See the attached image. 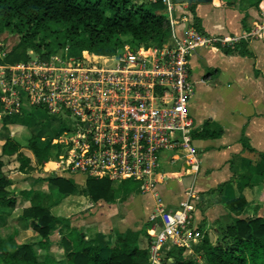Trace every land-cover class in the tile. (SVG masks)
Listing matches in <instances>:
<instances>
[{"label":"built area","instance_id":"obj_1","mask_svg":"<svg viewBox=\"0 0 264 264\" xmlns=\"http://www.w3.org/2000/svg\"><path fill=\"white\" fill-rule=\"evenodd\" d=\"M160 1L172 29L162 46L127 45L114 55L82 51L76 66L62 72L54 65L57 57L47 63L0 62V103L5 114L20 115L32 106L66 120L61 139L53 138L64 146L57 156V170L86 180L139 181L144 193L158 197L157 185L170 176L161 168L164 151L177 152L171 161L184 160L185 175L197 164L190 112L196 81L190 58L201 48L264 41V9L251 31L236 38L207 34L184 16V4L153 0ZM197 199L190 188L178 211L162 209L151 218L156 227L161 225L150 243L151 264H171L163 258L176 246L193 254L194 246L204 239L192 219V200Z\"/></svg>","mask_w":264,"mask_h":264},{"label":"crops","instance_id":"obj_2","mask_svg":"<svg viewBox=\"0 0 264 264\" xmlns=\"http://www.w3.org/2000/svg\"><path fill=\"white\" fill-rule=\"evenodd\" d=\"M238 1L240 4L236 3V0L235 2L215 0L194 7L184 4L182 8L199 30L210 35L241 38L262 19L264 0ZM246 43L254 58L228 55L218 47L198 49L190 58L192 76L196 81L190 102L195 131L199 132L206 123H209L218 136L200 139L193 135L197 164L190 168L188 175H185V171L181 174L170 172V176L156 187L158 197L154 193H144V196L151 194L153 199L151 205L147 204L144 207L146 202L138 201L143 195L130 196V199L124 202L118 199L114 203L105 201L94 203L88 196L76 195L86 200L80 213L88 210L86 208L88 202L91 205L96 204V210L100 207L101 212L98 213L99 216L75 217L79 211L74 213L69 204L70 201L71 204L75 202L69 199L73 195L63 197L57 187L50 184L47 179L51 175L70 179L68 173L61 170L55 172L57 169L52 161L45 166L36 167L34 155H28L32 159L31 169L22 170L18 161H13L4 168L5 175L12 180L9 187L11 192L20 195L22 191H31V194L26 198L21 197L13 212L0 213V231H9L18 244H32L42 259L49 257L66 264L65 249L61 245L63 236L68 233L66 225H59L50 239L45 241L46 246H41V235L33 229L32 221L23 217L25 209L30 207L32 202L50 207L54 215L68 218L71 228L86 233L92 239H98L104 248L103 256L106 258L111 255L116 234L115 237L110 234L105 225L95 227L94 222L97 218H101L102 214L107 215L108 224L113 225L112 213L117 211L120 216L117 224L119 227H126L118 232L144 229L139 238V246L149 251L152 237L161 229V225L156 227L151 218L159 215L162 209L167 213L178 211L181 203L187 199L190 188L199 198L192 200L194 207L192 219L198 228L200 224L206 225L209 231L210 226H214L228 215L225 212V208L228 209L226 202L236 198L240 193L245 195L249 205L257 199L252 207L254 214L259 210L262 212L263 209L259 207L264 205V175L258 173L257 164L262 162L261 155L264 154V41L251 39ZM17 127L21 125H10L9 130H4L0 123V152L4 137L9 133L10 135L15 133ZM244 138L254 151L245 148ZM79 177L74 175L73 178L77 181ZM174 177L192 178L190 185L184 186L181 180L171 181ZM78 184L85 186L86 179L81 177ZM215 196L218 197L217 203H213ZM63 200H66L65 204H62ZM119 201L123 203L118 207ZM66 207L67 212L64 210ZM247 208L250 209L249 206ZM232 215L236 217L234 213ZM143 217L147 218L150 224L153 222L150 233L146 232L145 225L144 227L136 225ZM84 226L87 229L92 228L94 232L85 231L82 229Z\"/></svg>","mask_w":264,"mask_h":264},{"label":"trees","instance_id":"obj_3","mask_svg":"<svg viewBox=\"0 0 264 264\" xmlns=\"http://www.w3.org/2000/svg\"><path fill=\"white\" fill-rule=\"evenodd\" d=\"M166 11L161 1L148 4L139 3L138 0H0V21L5 29L21 37L18 45L5 57L4 63L29 61V49L40 54L46 50L50 58L57 50L67 46L98 55H114L127 45L135 49L162 46L172 30ZM246 42L241 40L233 45H219L218 48L228 55L254 58ZM21 118V115H12L2 119L4 130H9L10 125L24 128L20 134L18 130L4 137L0 152V213L4 214L13 212L19 199L31 194V191H22L20 195L11 192L9 187L12 180L5 175L4 168L18 161L22 170L31 169L32 159L25 155L24 148L33 153L36 167L45 166L54 149L56 157L60 154L51 140L43 139L41 134L30 128L28 119ZM193 135L207 139L217 137L218 133L206 123L202 130L195 131ZM54 137L51 136V139ZM243 144L249 151H254L246 138ZM261 161L257 164V171L264 175V154ZM47 179L63 197L84 195L94 203H114L118 199L126 201L134 193H141L139 188L143 192V184L134 180L116 184L107 178H88L85 187L81 188L66 177L51 175ZM226 205L236 215L234 222L225 231H219L215 241L206 236L194 246V253L198 248L199 260L195 259L194 253L190 254L187 247L176 246L167 253L168 258H173L171 264H264V217L241 216L249 206L243 193L228 200ZM23 217L32 221V227L41 235V246L44 247L45 241L50 239L57 227L66 225L68 233L61 240L66 264H151L149 251L139 246L144 229L116 233L111 255L106 258L98 239L71 228L70 220L54 215L50 207L32 202L25 209ZM0 264L61 263L49 257L40 258L32 244H18L9 231H0Z\"/></svg>","mask_w":264,"mask_h":264},{"label":"rangeland","instance_id":"obj_4","mask_svg":"<svg viewBox=\"0 0 264 264\" xmlns=\"http://www.w3.org/2000/svg\"><path fill=\"white\" fill-rule=\"evenodd\" d=\"M139 3H142V2H146L148 4H150V2H153V0H138ZM235 2V0H234ZM236 3L240 4V2L238 0H236ZM157 12L160 11V10H156ZM189 11V10H187ZM167 12V11H166ZM168 14V13H167ZM180 13L176 12V16H178ZM188 16L187 15V12H184V16ZM4 24L0 21V62H4V59L5 57L8 55V53H10L17 45L18 43L20 42V35L17 34V33H14L8 29H5L4 28ZM81 52L80 50H74L72 49L70 46H67L65 48H60L59 50H57V52L55 54H53V56H51L50 58L47 57V51L46 50H43L42 54L40 53H37L36 51H34L33 49H29L28 51V54H29V63L30 62H36V63H47L49 60L53 61V57H57L58 60L56 59L54 61V65L55 67L61 69V72L63 69L67 68V67H71V65H75V60H77L79 57H81ZM67 64V66H66ZM76 66V65H75ZM21 115V119H28L29 122H30V128L37 134H41L42 138L43 139H48V140H51V143L53 145L54 148L57 147V149L59 150V152H63V144L61 141H56V143H54L55 141H53V139H51V136H55L54 138H60L61 135L63 134V132L65 131V124H64V120L63 118H54L50 115V113L48 112V110H46V108H35V107H32V106H27L26 109H25V112L23 114H20ZM5 116H12V115H7L5 114L4 110L1 108V103H0V123H2V119L3 117ZM54 118V119H53ZM24 129V128H23ZM21 127H17V131L18 133L20 134L23 130ZM61 139V138H60ZM59 142V143H58ZM53 148V149H54ZM52 149V150H53ZM24 153L26 156H33V153L28 149V148H24L23 149ZM55 149L53 150L52 154H51V158H50V161L49 162H54V165L56 166V168L58 167V165L56 164L57 161H58V158L56 157L55 155ZM177 152H175L174 150H168V151H164L163 155L160 156V159H161V168L162 169H165L167 172H175V173H179L181 174L183 172V162L184 160H179V161H176V162H173L171 161V157L173 155H175ZM35 158V157H34ZM48 168V166H46ZM51 172V170L49 171ZM55 172H58V170H56ZM47 174H50V173H47ZM69 176L70 179H72L76 184L77 186L79 187H85V186H82V185H79L78 182L81 180V175H79L80 177L77 179V181L74 180V175L72 174H67ZM192 178V177H191ZM191 178L190 177H174L173 182H180L179 180H181L183 183L182 185L184 186H188L190 185L191 183ZM123 181H116L115 183L116 184H120L122 183ZM140 192L141 193H134L133 195L135 197L139 196V195H143L144 192L141 191V189L139 188ZM131 195V196H133ZM82 197H85L84 195H80ZM80 198L79 196L77 197L76 195L74 196H70L69 199H71L72 201L74 200L75 202L71 204V201L69 202L70 204V207H71V210H73L74 213H77L78 214L75 216V217H83L82 215H86V217H91V216H99L98 213L101 212V208L99 207L98 210L95 209V205H91L89 204V202L87 203V206L86 208L88 209L85 213L82 212L80 213L81 209L84 208V201L85 198ZM263 197H264V193H263ZM130 199V197H129ZM217 199L218 197L215 196L213 198V203H217ZM68 200V198H67ZM145 201V205L144 207L147 206V204L151 205L152 202H153V199L151 197V194H148V195H143V197L141 199H139L138 201ZM257 199H254V201L250 202V209L247 208L246 212H244L241 216L244 217V218H247V217H255V216H259V215H262V216H259V217H264V205L259 207V209H263L262 212H260L261 210L255 212L252 211V207H254L253 205L256 203ZM124 202V201H123ZM123 202L119 201V204H118V207L120 206V204H122ZM66 203V200H63L62 204H65ZM82 203V204H81ZM92 203V202H91ZM141 203V202H140ZM64 210L67 212V207L64 208ZM69 210V211H71ZM148 209L146 208V211ZM225 212L228 214L227 216L223 217L222 219H220L218 221L217 224H215L214 226H210V230L207 231L206 229V225H201L200 224V231L201 233L204 235V238L207 236L209 237L212 241H215L216 238H217V233L219 231H225L226 228L228 227V225L232 224L234 222V217L232 215V212L225 208ZM98 214V215H97ZM113 215V220H114V224L113 225H110L108 224L109 220V217L106 215L104 216V214H102V217L101 218H97L96 221L94 222L95 223V227H99L101 225H105L104 227H107V229L109 230V233L112 234L114 237H115V234L118 233V231H120L121 229L124 230L126 227H119V225L117 224V219L120 217L118 214L117 211H115ZM121 214H122V211H121ZM235 216V214H234ZM112 217V216H111ZM112 220V219H110ZM147 218H142V219H139L136 223L137 226L141 225V227H146V232L150 233L151 231V225H153V222L150 224L148 221ZM105 223V224H104ZM108 224V225H107ZM94 226V224H93ZM216 228V229H215ZM82 229H84L85 231H88L90 233L94 232V230L92 228H86L85 226L82 227ZM99 229V228H98ZM156 233V232H155ZM158 233V232H157ZM156 233V234H157ZM108 234V233H107ZM44 248V247H43ZM197 250L198 248L195 250V253H194V257L196 260H199V256H198V253H197ZM164 260H173V258H168L167 256H165L163 258Z\"/></svg>","mask_w":264,"mask_h":264},{"label":"water","instance_id":"obj_5","mask_svg":"<svg viewBox=\"0 0 264 264\" xmlns=\"http://www.w3.org/2000/svg\"><path fill=\"white\" fill-rule=\"evenodd\" d=\"M178 4H187L189 7H193L198 4H206L214 2L215 0H175Z\"/></svg>","mask_w":264,"mask_h":264}]
</instances>
